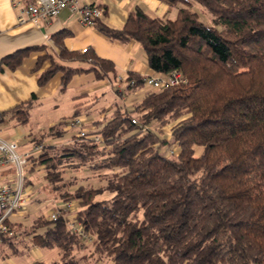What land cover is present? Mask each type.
<instances>
[{
    "label": "trees",
    "instance_id": "1",
    "mask_svg": "<svg viewBox=\"0 0 264 264\" xmlns=\"http://www.w3.org/2000/svg\"><path fill=\"white\" fill-rule=\"evenodd\" d=\"M160 1L168 13L177 10L174 18L135 5L122 27L101 17L97 29L114 41L138 42L157 76L180 71L187 81L148 90L133 108L118 107L98 120V131L88 133L99 140L76 133L33 154L28 170L43 166L53 201L77 203L76 214L68 217L66 207L57 220L11 222L16 234L4 237L0 248L17 251L19 236L28 235L32 248L61 251L49 264H80L79 255L89 264H105L103 256L107 264H264V0ZM199 6L210 22L194 10ZM44 49L18 50L0 64L16 69ZM48 59L40 86L57 73L61 91L78 74L118 77L115 63L90 48L69 51L60 44L59 55L48 50L35 70ZM146 78L131 72L122 82L135 91ZM33 99L3 116L27 124ZM69 122L54 124L47 136H61ZM171 124L168 138L163 130ZM82 168L105 183L76 181L58 193L67 170Z\"/></svg>",
    "mask_w": 264,
    "mask_h": 264
},
{
    "label": "crops",
    "instance_id": "2",
    "mask_svg": "<svg viewBox=\"0 0 264 264\" xmlns=\"http://www.w3.org/2000/svg\"><path fill=\"white\" fill-rule=\"evenodd\" d=\"M32 1L0 0V63L4 57L18 50L35 45L46 46L44 50L32 51L16 69H11L5 63L0 64L1 112H6L34 96L33 106L29 113L30 122L36 111L46 114L45 116H53L54 111L61 110L64 105L63 102H66L69 108V114L66 117L71 119L73 114L78 112V117L82 119L84 125L94 128H91V131H98L96 122L110 116L118 107H121L119 101L124 102L126 109H131L126 104L128 99L124 98L122 94V88L126 86V83L122 80L131 72L141 76L156 75L155 71L149 67L147 55L142 46L136 41L121 43L111 40L101 33L97 26L82 24L79 18L68 9L63 10L57 17L45 21L40 27L30 20L23 22L21 19L26 18L24 8ZM80 3L101 5L104 9L101 20L114 28H120L126 23L130 10L135 5H141L147 13L155 17H164L168 14L174 18L177 11L172 9L171 13H168L169 6L160 0H80ZM61 32H64V34H60ZM60 44L64 45L69 51L84 52V49L90 48L98 56L110 59L116 65L117 80H98L94 72L83 73L75 75L68 88L61 91L62 73H57L45 86H40L39 74L51 65V61L46 60L40 70H35L37 61L48 50L58 56ZM58 61L62 60L58 58ZM148 90L151 89L145 86L140 90L132 91L128 89L127 91L135 96L140 93L144 95L145 91ZM119 94H122V96ZM106 97H110L113 103L106 106L104 104ZM8 115L11 116L12 114L4 115L0 126ZM11 119L13 118L11 117ZM63 120L65 119L58 122ZM58 122L51 121L49 124L53 126ZM64 128L72 130L68 126H64ZM3 133L8 139H18L21 136L19 131L9 137L4 131ZM170 136L171 132L168 138ZM70 140L69 138L63 142L55 141L51 144L63 145L70 142ZM24 150L22 149V151ZM26 190L29 195V202L27 207L17 212L12 218L14 223H23V219L31 215L28 206L32 205V201L38 198L34 188H32V183L26 185ZM71 203L75 205V202ZM65 204V202H55L54 206L60 205V207L67 209ZM68 209L70 210V208ZM68 217L71 216L68 215ZM33 250H36V248Z\"/></svg>",
    "mask_w": 264,
    "mask_h": 264
},
{
    "label": "rangeland",
    "instance_id": "3",
    "mask_svg": "<svg viewBox=\"0 0 264 264\" xmlns=\"http://www.w3.org/2000/svg\"><path fill=\"white\" fill-rule=\"evenodd\" d=\"M200 7V8H199ZM194 8L196 10L201 19L205 22H210V15H208L205 11H203L202 7L199 6ZM126 86H123V95L124 98L128 99L127 105L128 107L133 108V106L142 98L143 94H134L128 93V91L125 89ZM146 92V91H145ZM62 95H60L61 97ZM63 97V96H62ZM121 98V96H119ZM64 98V97H63ZM123 99V98H121ZM112 99L110 97H106L104 99V104L106 106L112 104ZM122 108H125L124 102L119 101ZM63 107L59 111H54L53 116H45L46 114L36 111L34 115L31 117V121L28 124H17L13 119H11V116L8 115L5 121L1 125V129L9 136L13 135L16 131H19L21 133V136L17 139L19 141V144L21 146V150H31L34 151V147L38 145L47 146L51 143H54L55 141H66L69 138L71 139L74 135H76L79 128H70L72 130H66L64 126L62 129H65L66 131L61 135L57 137H50L47 136L48 131L51 128V125L49 124L51 121L58 122L61 119H65V121L69 122L71 121L70 118L66 117L67 114H69V108L67 107L66 102H63ZM71 112V111H70ZM65 117V118H64ZM68 124H66L67 126ZM172 124L169 126H166L164 131L165 137L169 136V133L171 132ZM83 127L88 132L91 131V128H89L88 125H84ZM69 128V127H68ZM94 129V128H92ZM174 149L178 152L179 148L174 147ZM41 151L35 152L34 154L37 155ZM44 173L45 168L43 166L37 167L33 171H27V177L32 181V188H34L35 193L37 194V199L32 201V205H29L28 208L30 209L31 215L27 218L23 219V223L25 226H31L32 222L42 216L47 217L50 219V213L53 210H56V206H54V201L50 195V187L48 186V182L44 179ZM103 176L95 175L90 170H85L82 168V170H75V169H68L66 172V177L64 180L60 183L63 184V188L61 187L58 193L60 191H65L68 189L69 185L73 182L76 183V181L79 182V184H86V185H93V186H100L105 183V180L102 179ZM60 185V186H61ZM35 196V195H34ZM33 200V199H32ZM27 207V205L25 206ZM77 209V203L74 205L72 210H69L67 212L69 216L74 217L76 214ZM30 222V223H29ZM22 235V234H21ZM23 236V235H22ZM19 236L20 238L17 239V251H14L12 248H8L7 245H2L0 248V264H32L34 261H42L47 264L59 261L60 258V250L58 248H36V250H33L35 248H32L29 246L30 243V236ZM86 252H83L82 254H85ZM87 254V253H86ZM84 256V255H83ZM82 255H79L80 264H89V262L86 260V258H81ZM104 263L107 264V258L103 256Z\"/></svg>",
    "mask_w": 264,
    "mask_h": 264
},
{
    "label": "built area",
    "instance_id": "4",
    "mask_svg": "<svg viewBox=\"0 0 264 264\" xmlns=\"http://www.w3.org/2000/svg\"><path fill=\"white\" fill-rule=\"evenodd\" d=\"M68 9L75 14L82 24L96 26L97 20L104 14V9L91 3L81 4L80 0H33L25 8L26 18L40 27L45 21L57 17L63 10ZM83 51H86L84 49ZM187 81L185 75L175 71L168 76H147L146 87L151 90H158L168 86H176ZM134 84V81H132ZM3 114L0 110V123ZM133 123H138L136 118ZM69 128H79L77 136L81 138L101 139L99 135H89L83 127V121L77 117L72 119ZM17 139H8L4 136L0 126V245L4 237L15 235L16 231L11 227L12 218L21 211L29 202V195L26 190L27 171L30 166V158L35 152L42 151L43 146L34 147V151H22ZM67 208L73 209L74 204H65ZM62 207L57 206L56 210L50 213V219L57 220L62 215ZM77 231L84 234L80 226L75 227Z\"/></svg>",
    "mask_w": 264,
    "mask_h": 264
}]
</instances>
